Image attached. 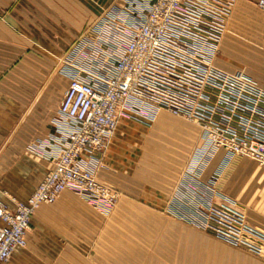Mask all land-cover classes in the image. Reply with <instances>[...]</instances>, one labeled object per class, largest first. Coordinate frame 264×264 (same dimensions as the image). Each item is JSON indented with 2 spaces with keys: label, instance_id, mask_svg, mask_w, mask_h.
<instances>
[{
  "label": "crops",
  "instance_id": "obj_1",
  "mask_svg": "<svg viewBox=\"0 0 264 264\" xmlns=\"http://www.w3.org/2000/svg\"><path fill=\"white\" fill-rule=\"evenodd\" d=\"M129 2L128 12L105 11L98 17L94 0H0V199L10 209L32 194L69 141L74 125L63 120L60 103L70 80L77 77L104 88L105 80L115 73L119 54L151 6L143 8V0ZM262 2L184 0L167 38L164 65L174 69V79L184 72L191 76L190 70L197 76L193 84L197 96L181 105L183 111L194 113L196 121L166 110L158 101L159 92L129 99L107 149L86 150L81 158L82 164L99 170V177L120 191L116 208H197L199 228L204 229L210 199L215 213L223 214V202L231 190L237 218L264 228V165L212 145L203 127L213 125L236 140L263 137ZM111 14L123 20V31L120 26L116 30L122 31V37L100 46L85 44L83 50L92 47L98 54L93 62L82 65L87 73L56 62L55 57L64 52L77 51L83 29ZM111 33L102 32L103 40ZM163 147L167 159L162 162L159 150ZM176 149H182L179 170ZM110 224L77 192L66 189L53 203L37 208L27 246L18 247L8 264H154L162 260L142 251V238L126 240L139 246L132 252H112L110 237L104 233ZM171 242L167 239L168 245ZM231 244L220 254L223 262L264 264V254Z\"/></svg>",
  "mask_w": 264,
  "mask_h": 264
},
{
  "label": "built area",
  "instance_id": "obj_2",
  "mask_svg": "<svg viewBox=\"0 0 264 264\" xmlns=\"http://www.w3.org/2000/svg\"><path fill=\"white\" fill-rule=\"evenodd\" d=\"M183 5L184 0H152L142 25L119 54L115 73L105 80L104 88L77 77L70 80L60 113L74 127L68 133V143L55 156L54 167L26 200L16 201L14 210L0 199V264H8L18 247L27 246V233L37 208L56 201L66 189L74 190L105 214L116 207L120 191L102 180L99 170L82 164L81 158L86 150L107 149L132 96L159 92L158 101L166 110L196 121L194 113L183 111L181 105L197 96L198 90L193 86L197 76L190 70L191 76L184 72L174 79V69L164 65L169 48L167 38ZM107 21L106 18L99 22V35L107 31ZM203 127L212 145L264 165V129L259 140H236L213 125Z\"/></svg>",
  "mask_w": 264,
  "mask_h": 264
},
{
  "label": "rangeland",
  "instance_id": "obj_3",
  "mask_svg": "<svg viewBox=\"0 0 264 264\" xmlns=\"http://www.w3.org/2000/svg\"><path fill=\"white\" fill-rule=\"evenodd\" d=\"M94 1L95 13L99 14L98 17L105 11L121 12L122 10V12H128V10H131L130 0H110V3L107 4L105 0ZM149 4H152V0H143L142 6L146 9ZM111 15V18L107 16L102 18L108 20L106 29L110 33L112 32L110 35L103 40L102 34L99 35L96 31L100 25L96 21L97 23L95 22L94 26L91 25L81 32L80 47L75 49L77 51L73 54L72 52L67 54L64 52L61 57H55L56 62L61 63L62 66H73L74 68L77 66V71L87 73L88 70L82 65L93 62L98 54L95 52L96 50H92V47V49L83 50L85 44L100 46L101 44H108L113 37H116V40L122 37L123 20L117 18L115 14ZM145 16L143 15L142 22ZM119 26L122 31L120 29L116 31ZM98 48L101 49L102 47ZM181 150L176 149V157L174 158L176 170L181 169L183 166V164L179 165L182 162L181 159H183L179 155ZM160 153L159 161L162 159L166 161L167 149L160 148ZM236 155L240 159H245V161L251 163L248 158H245L246 156ZM231 193L233 192L229 190L230 195ZM229 194L223 202V214L215 213L214 202H212L214 200L210 199L211 202L205 211L207 224L204 229L199 228L198 212L195 211L197 208L191 210L188 208H116L118 201L116 207L109 214H105L98 208L93 207L102 213L105 221L111 223L109 229H106L104 233L110 237L112 252L122 250L123 252L124 250L132 252L139 246L135 243H126V240L132 238L131 241L133 242L142 238L144 240L141 246L142 251L153 253L156 256L159 255V258L162 259L155 260L154 264H227V262L220 260V254L227 252L226 245L231 243V245L244 250L248 249L252 253L264 254V228L255 227L244 217L238 219L236 208L232 207V199ZM79 196L90 204L83 196ZM51 203L53 202L48 204ZM205 237V241H199V238ZM167 239L173 240V245L172 242L168 245Z\"/></svg>",
  "mask_w": 264,
  "mask_h": 264
}]
</instances>
